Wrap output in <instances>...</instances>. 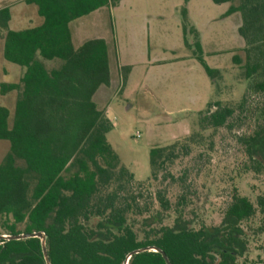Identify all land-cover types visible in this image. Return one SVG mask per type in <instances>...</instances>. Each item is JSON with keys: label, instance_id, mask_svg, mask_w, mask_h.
Listing matches in <instances>:
<instances>
[{"label": "trees", "instance_id": "16d2710c", "mask_svg": "<svg viewBox=\"0 0 264 264\" xmlns=\"http://www.w3.org/2000/svg\"><path fill=\"white\" fill-rule=\"evenodd\" d=\"M25 1L37 6L41 24L13 30L10 6L0 8L4 58L25 67L19 82H0L1 94L19 92L13 119L11 110L0 104V140L10 142L0 163V235L46 232L51 264H124L129 253L148 246L164 250L172 264H240L241 224L259 212V232L264 233V197L258 209L235 191L221 225L195 226L185 218L187 191L173 203L166 190L157 189L161 209L151 213L135 184L149 188L160 180H184L185 175L177 177L173 171L176 162L203 146L208 132L231 127L234 116L244 112L246 98L236 107L209 102L199 112V130L182 141L152 147L151 176L136 181L108 142L113 124L94 100L98 89L111 83L108 44L92 38L76 47L70 27L72 21L121 0ZM189 1L180 10L184 42L216 84L222 71L204 57L198 31L189 23ZM212 1L230 3L226 16L241 13L245 58L234 54L233 62L249 80V89L264 93V0ZM190 35L195 37L192 43ZM45 61L59 64L49 68ZM122 70L125 82L131 66ZM247 142L253 168L264 172V119ZM171 210L178 214L173 226L153 225ZM146 212L139 227L138 217ZM0 264H47L41 239L1 238ZM128 264L168 263L162 253L150 250L132 255Z\"/></svg>", "mask_w": 264, "mask_h": 264}, {"label": "rangeland", "instance_id": "374dc122", "mask_svg": "<svg viewBox=\"0 0 264 264\" xmlns=\"http://www.w3.org/2000/svg\"><path fill=\"white\" fill-rule=\"evenodd\" d=\"M130 1L135 0H126L120 8L113 10V15L105 9L84 19L91 25L95 18L93 22L98 25L87 31L88 36L109 35L112 53L117 44L116 50L123 60L135 64L126 81H119V90L112 92L110 109L103 111L115 123L107 133L108 142L121 164L134 173L136 181H146L151 176L152 147L182 141L199 130V112L207 103L221 100L236 107L246 98L244 112L234 116L231 127H222L212 135L208 132L203 146H195L189 156L176 162L173 171L177 177L185 175L184 180H160L149 188L147 184L145 188L135 184L136 191L143 195L142 203L150 206L154 213L161 209L155 198L157 189L166 190L173 203L185 190L189 202L185 218L193 221L195 226L210 227L223 223L225 210L235 191L249 197L260 209L259 198L264 197V172L253 168L247 141L263 124L264 93L251 91L249 80L233 62L234 54L245 58L243 48L237 49L241 43L245 44L236 26L237 19L242 23L241 13L228 20H216L230 3L216 4L212 0H191L189 3V23L198 31V40L204 45V57L211 67L222 71V77L214 84L193 50L184 43L180 12L184 0H143L137 4V10H130ZM4 6L11 8L10 28L13 30L37 26L43 20L37 6L27 4L25 0H0V8ZM152 7L157 8L159 15H153ZM194 40V35H190L189 41ZM3 48L4 32L0 30V82H19L25 67L6 60ZM215 50L221 52L209 53ZM173 56L186 58L175 64L169 61ZM147 58L166 63L149 68ZM45 63L49 68L59 64L56 61ZM184 74L194 79L190 86L195 87V95L183 93L181 87L187 84L180 82L177 76ZM18 94V91L5 95L0 92V104L11 110V119ZM184 96L189 98L176 99ZM9 150L10 142L0 140V163ZM148 214L138 217L139 227ZM177 216L171 210L164 214L160 223L153 225L173 226ZM262 221L263 215L258 212L251 220L242 222L245 235L240 264H258L264 260V233L259 232Z\"/></svg>", "mask_w": 264, "mask_h": 264}, {"label": "crops", "instance_id": "0c3cea01", "mask_svg": "<svg viewBox=\"0 0 264 264\" xmlns=\"http://www.w3.org/2000/svg\"><path fill=\"white\" fill-rule=\"evenodd\" d=\"M139 1H143V0H135V1H132V2L130 1L129 2L130 10H137L139 8L137 6ZM190 1H189V3H190ZM125 2H126V0H121L115 6H104L102 8H99V9L93 11L92 13H90V14H88L86 16H83L81 18H78V19H76V20H74V21H72L70 23V27H71V30H72V39H73V43H74V45L76 47H79L83 42H85L88 39H92V38H103V39L106 40V42L108 44L109 58H110V68H111V83H110L109 86H105V85L101 86L98 89V91L96 92V94L94 95V100L98 104L99 109H102V110L106 109V111L108 109H110L109 105H110V99H111L112 92L114 91V89H118L119 90V81L120 80L122 82H124L122 80L123 79L122 67H124V66L133 67L135 64L133 62H130V61H127V60H123V57L121 55H119L117 50H116L117 49V44H114V47H113L114 51L112 53L111 46H110L111 42H110L109 35H107V34H97V35H89L88 36L87 31H90L91 29H94V28H98V25L94 24V22H93L95 18L91 20L92 21L91 25L89 24L90 22L89 21L86 22L84 18H86L88 16H91L93 14H96V13H101L102 10H105V9L108 10V12L113 15V10H117ZM189 3H188V6H189ZM229 7H230V4L228 5V7L225 10V12L223 14H221L219 17H217L216 20H228L233 15L239 13V12H236V13H233L231 15L226 16L225 13H226V11L228 10ZM152 9H153V12H154L153 15H156V16L159 15V14H157L159 12L157 11L156 7H152ZM188 10H189V17H190V9H189V7H188ZM237 21L238 22H237L236 26H237V29H238V32H239V27H240L241 23L239 22L238 19H237ZM73 22H76V23H74V25H73ZM183 36H184V33H183ZM201 44H202V47H203V50H204V45H203L202 41H201ZM244 47H245V44L241 43V46L238 47L237 49L244 48ZM219 52H221V51L220 50H215V51H211L209 53L210 54H217ZM185 58H186V56H173V58H171L169 61L171 63L177 64V63L183 61ZM146 62L149 65L148 66L149 68H153L157 63H163V64L166 63L164 61H152L150 58H147ZM177 79H179L180 82L187 84V85H184V86L181 87V89L183 90L184 94H189V95L190 94H194L195 95V87L190 86L191 81H194V79H192L191 76H189L187 74H184L182 76L179 75V76H177ZM123 85L125 86L126 84L124 83ZM188 98L189 97L184 96V97H178L176 99L181 101V100L188 99ZM112 123L115 126V123L114 122H112Z\"/></svg>", "mask_w": 264, "mask_h": 264}, {"label": "water", "instance_id": "95a60500", "mask_svg": "<svg viewBox=\"0 0 264 264\" xmlns=\"http://www.w3.org/2000/svg\"><path fill=\"white\" fill-rule=\"evenodd\" d=\"M31 237H38L41 239L42 241V247H43V253H44V257L46 260L47 264H51L49 255H48V249H47V234L44 231H37V232H33V233H21V234H17V235H7V234H1L0 235V239L1 238H6V239H25V238H31ZM150 250H154L157 252L162 253L163 257L165 258V260L167 261L168 264H172L168 255L166 254V252L164 250H162L159 247H155V246H148V247H143V248H139L136 249L134 251H132L131 253H129V255L127 256L124 264H128L129 263V259L131 258L132 255L137 254V253H141V252H145V251H150ZM258 264H264V263H258Z\"/></svg>", "mask_w": 264, "mask_h": 264}]
</instances>
